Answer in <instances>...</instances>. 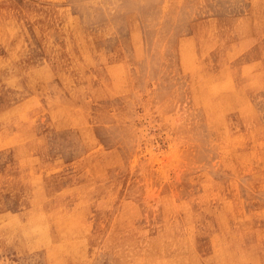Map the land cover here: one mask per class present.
I'll return each instance as SVG.
<instances>
[{"label":"rangeland","instance_id":"374dc122","mask_svg":"<svg viewBox=\"0 0 264 264\" xmlns=\"http://www.w3.org/2000/svg\"><path fill=\"white\" fill-rule=\"evenodd\" d=\"M0 164V264H264V0H0Z\"/></svg>","mask_w":264,"mask_h":264},{"label":"bare ground","instance_id":"6f19581e","mask_svg":"<svg viewBox=\"0 0 264 264\" xmlns=\"http://www.w3.org/2000/svg\"><path fill=\"white\" fill-rule=\"evenodd\" d=\"M138 30V29H137ZM168 39V38H167ZM189 47H191V45H189ZM188 50H190L189 48H187ZM89 50V49H88ZM186 51V50H185ZM30 52V51H29ZM191 53V52H190ZM167 55V54H166ZM184 55V54H183ZM187 56V55H186ZM37 57V56H36ZM249 59V58H248ZM91 61V60H90ZM40 65V64H39ZM213 72V71H212ZM216 78V76H215ZM219 78V77H218ZM251 96V95H250ZM50 109V108H49ZM44 119V118H43ZM84 119V118H83ZM56 136V135H55ZM11 142V141H10ZM12 144V143H11ZM59 154V153H58ZM54 157V156H53ZM95 163V162H94ZM1 165V164H0ZM107 173V172H106ZM120 174V173H119ZM124 195V194H123ZM184 197V196H183ZM4 213V212H3ZM106 219V218H105ZM166 222V221H165ZM121 229V228H120ZM140 229V228H139ZM34 231V230H33ZM75 233V232H74ZM119 233V232H118ZM115 242V241H114ZM30 246V245H29ZM44 257V256H43ZM137 262V261H136ZM147 264V263H146ZM152 264V263H151Z\"/></svg>","mask_w":264,"mask_h":264}]
</instances>
